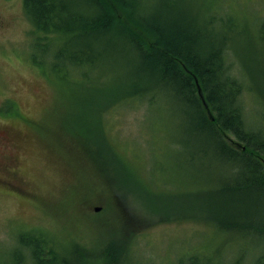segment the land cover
I'll return each mask as SVG.
<instances>
[{
  "label": "rangeland",
  "instance_id": "374dc122",
  "mask_svg": "<svg viewBox=\"0 0 264 264\" xmlns=\"http://www.w3.org/2000/svg\"><path fill=\"white\" fill-rule=\"evenodd\" d=\"M168 1L184 3L189 15L198 11L197 0ZM206 2L225 12L224 19L236 16L244 28L231 48H223L222 74L238 75L259 90L252 94L257 112L243 118L249 129L263 131L256 116L264 111V83L258 79L263 77L264 45L256 24L264 17V0H200L199 8ZM118 12L124 9L119 6ZM137 13L144 14L140 8ZM33 28L23 0H0V264L13 259L19 241L35 235L48 247L63 248L64 255L74 243L96 247L93 255L105 243L108 252L122 247L126 264H180L201 252L203 244H210L213 260L221 255L226 261L259 259L261 241L233 247L232 231L209 237L212 212L224 216L223 206L234 207L226 189L235 169L183 170L184 158L199 162L200 156H193L171 106L149 115L154 110L145 103L110 104L147 87L133 82L134 64L123 66L126 49L113 41L115 34L99 46L105 56L99 59L96 50L76 72L67 73L52 65V56L38 53ZM220 31L215 28L216 37ZM228 138L235 145L236 137ZM203 160L213 166L212 158ZM212 222L220 228L216 219Z\"/></svg>",
  "mask_w": 264,
  "mask_h": 264
},
{
  "label": "trees",
  "instance_id": "16d2710c",
  "mask_svg": "<svg viewBox=\"0 0 264 264\" xmlns=\"http://www.w3.org/2000/svg\"><path fill=\"white\" fill-rule=\"evenodd\" d=\"M160 1L23 0V12L36 32L35 49L52 56V65L61 66L58 69L62 72H76L74 69L81 68L86 57L96 50L101 59L105 54L99 46L115 34L113 41H119L126 49L123 66L134 64L137 78L133 82L147 87L144 93L137 87L130 93L131 99L120 95L110 104L145 103L154 110H148L149 115L160 110L167 112L171 106L177 113L175 124L185 128L182 132L189 138L188 147L194 149L193 156H200L199 162H194L192 157L184 158L183 170L202 174L216 165L230 171L235 169L226 189L228 202L234 203V207L223 206L224 216L212 212L209 224L214 232L210 240L212 236L218 238L232 231L233 247L264 243V111L256 116L263 131L249 129L243 118L244 114L253 116L251 113L257 112L252 94L259 90L238 75L223 77L222 74L226 56L223 48H231V41L241 36L238 33L244 28L240 29L236 16L224 19L225 12L216 11L211 5L207 7L208 2L200 9L197 0L198 11L189 15L184 3L173 6L168 0ZM119 6L124 9L123 14L118 12ZM138 8L144 14H138ZM215 18L218 20L214 21ZM217 27L225 29L218 37L214 33ZM259 33L264 45V17L256 24V34ZM260 72L263 77L258 79L264 83V70ZM248 95L250 99H246ZM231 134L236 137L235 145L226 140ZM106 144L112 151L111 142ZM106 157L104 154L103 163ZM210 158L213 166L203 160ZM212 219L218 221L220 228H215ZM18 243L12 252L13 259L2 264H96L97 260L105 264L127 263L122 247L108 252V243L96 255H93L96 247L78 243L64 255L65 250L60 252L63 248L48 247L37 235ZM211 250L210 244H203L201 252L181 259L180 264H264L261 249L260 258L253 262L251 255L250 259L245 256L244 261L239 256L226 261L227 257L224 260L222 255L213 260L216 256Z\"/></svg>",
  "mask_w": 264,
  "mask_h": 264
},
{
  "label": "water",
  "instance_id": "95a60500",
  "mask_svg": "<svg viewBox=\"0 0 264 264\" xmlns=\"http://www.w3.org/2000/svg\"><path fill=\"white\" fill-rule=\"evenodd\" d=\"M200 91V90H199ZM96 209H99V207H96Z\"/></svg>",
  "mask_w": 264,
  "mask_h": 264
},
{
  "label": "flooded vegetation",
  "instance_id": "af4514ba",
  "mask_svg": "<svg viewBox=\"0 0 264 264\" xmlns=\"http://www.w3.org/2000/svg\"><path fill=\"white\" fill-rule=\"evenodd\" d=\"M16 185H18V184H16Z\"/></svg>",
  "mask_w": 264,
  "mask_h": 264
},
{
  "label": "bare ground",
  "instance_id": "6f19581e",
  "mask_svg": "<svg viewBox=\"0 0 264 264\" xmlns=\"http://www.w3.org/2000/svg\"><path fill=\"white\" fill-rule=\"evenodd\" d=\"M118 183V182H117Z\"/></svg>",
  "mask_w": 264,
  "mask_h": 264
}]
</instances>
